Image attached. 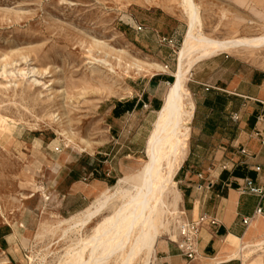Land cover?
<instances>
[{
  "label": "rangeland",
  "instance_id": "374dc122",
  "mask_svg": "<svg viewBox=\"0 0 264 264\" xmlns=\"http://www.w3.org/2000/svg\"><path fill=\"white\" fill-rule=\"evenodd\" d=\"M193 2L210 38L264 34V0ZM187 29L183 0H0V236L12 234L0 264H65L75 238L58 224L91 204L67 212L56 169L68 155L97 159L113 188L142 167L157 114L129 117L121 135L107 109L131 99L134 83L172 77ZM231 54L264 68V49ZM133 59L166 70L137 74ZM169 86L152 93L164 101Z\"/></svg>",
  "mask_w": 264,
  "mask_h": 264
},
{
  "label": "crops",
  "instance_id": "0c3cea01",
  "mask_svg": "<svg viewBox=\"0 0 264 264\" xmlns=\"http://www.w3.org/2000/svg\"><path fill=\"white\" fill-rule=\"evenodd\" d=\"M144 29L149 27L138 30ZM170 78L173 75L150 79L141 87L134 83L131 99L109 106L108 116L121 135L129 117L163 109L165 98L153 94L152 88L171 86ZM189 82L195 111L188 155L175 181L182 194L183 219L197 221L208 215L219 225L201 230L194 260H188L173 239H160L152 264H264V198L241 191L247 179L264 188V68L220 54L197 63ZM102 164L79 154L63 157L54 178L67 212L86 209L109 188ZM259 209L262 214H257ZM11 237L7 232L0 241L9 244Z\"/></svg>",
  "mask_w": 264,
  "mask_h": 264
},
{
  "label": "bare ground",
  "instance_id": "6f19581e",
  "mask_svg": "<svg viewBox=\"0 0 264 264\" xmlns=\"http://www.w3.org/2000/svg\"><path fill=\"white\" fill-rule=\"evenodd\" d=\"M183 7L188 29L178 53L175 81L146 143V161L136 172L120 178L113 188L103 190L83 213L60 221L63 238H75L65 264H152L158 241L175 234L183 219L182 194L175 177L189 151L195 111L187 87L192 69L200 61L220 54L264 49V34L225 40L206 36L193 0H183ZM128 68L137 74L166 70L158 64L138 62ZM100 217L103 219L93 234L85 238L82 231Z\"/></svg>",
  "mask_w": 264,
  "mask_h": 264
},
{
  "label": "built area",
  "instance_id": "2783aa9c",
  "mask_svg": "<svg viewBox=\"0 0 264 264\" xmlns=\"http://www.w3.org/2000/svg\"><path fill=\"white\" fill-rule=\"evenodd\" d=\"M260 171V169H258ZM243 193H250L264 198V188L257 186L252 180L247 179L244 185L241 187ZM262 209L257 211V214H262ZM185 215L183 214V217ZM249 220H245L247 225ZM219 222L215 218H211L208 215L201 216L197 221L182 220L181 225L178 228V237L173 241L177 244L182 254L190 261L194 260L197 256V240L201 230L208 227H217ZM172 240V239H170Z\"/></svg>",
  "mask_w": 264,
  "mask_h": 264
},
{
  "label": "trees",
  "instance_id": "16d2710c",
  "mask_svg": "<svg viewBox=\"0 0 264 264\" xmlns=\"http://www.w3.org/2000/svg\"><path fill=\"white\" fill-rule=\"evenodd\" d=\"M168 82L173 83L174 82V78H170Z\"/></svg>",
  "mask_w": 264,
  "mask_h": 264
}]
</instances>
